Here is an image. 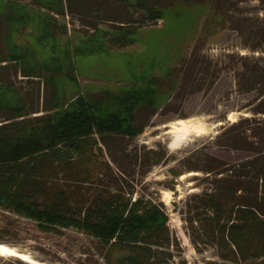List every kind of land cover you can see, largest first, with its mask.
<instances>
[{
  "label": "trees",
  "instance_id": "16d2710c",
  "mask_svg": "<svg viewBox=\"0 0 264 264\" xmlns=\"http://www.w3.org/2000/svg\"><path fill=\"white\" fill-rule=\"evenodd\" d=\"M2 1H24L63 18L70 15L86 25L89 37L99 32L101 24H110L113 32L105 33V42L99 41L89 52L130 47L140 29L163 18L164 9L206 2ZM259 1L264 5V0ZM212 3L219 5L218 0ZM244 17H236L243 46L264 55V15ZM21 19L12 5L0 6V89H13L20 95L16 105L0 107V211L33 222L37 229L56 238L74 237L70 244L79 250L76 264L86 263V254L90 264H188L169 227L164 203L158 197L123 190L120 184L128 185L126 178L132 174L125 168V179L113 176L111 165L100 158V142L110 145L113 136L135 138L141 134L146 124L143 113L150 117L158 110L155 96L180 87L190 90L210 82L213 85L217 76L211 70L212 63L194 54L184 58L167 77L151 78V95H82L63 108L55 81L59 71L43 65L27 66L10 46L14 26ZM67 32L66 24L60 25L57 17L47 14L45 38ZM232 57L238 90L256 92L259 102L253 114L264 115V56ZM20 76L36 85L34 93L18 88ZM104 99H115L120 109L102 115ZM254 116L240 118L216 138L223 139L217 146L244 151L242 160L227 162L210 154L208 146L198 147L186 157L197 156L199 165L186 170L201 172L204 181L200 191L187 196L179 210L195 249L212 252L213 256L200 264H264V125ZM138 161L136 154L134 163ZM107 175L119 189L109 186ZM8 218L0 226V244L20 239L24 233L17 219ZM86 237L94 244L87 251ZM59 250L66 253L69 249ZM0 264L30 263L0 255Z\"/></svg>",
  "mask_w": 264,
  "mask_h": 264
},
{
  "label": "rangeland",
  "instance_id": "374dc122",
  "mask_svg": "<svg viewBox=\"0 0 264 264\" xmlns=\"http://www.w3.org/2000/svg\"><path fill=\"white\" fill-rule=\"evenodd\" d=\"M213 1L164 9L160 21L143 27L135 34L132 46L96 52H89V49L97 47L99 41L105 42L104 34L113 32L110 24H101L99 32L90 31L94 37H89L86 25L70 15L63 18L45 7H34L24 1L0 2L2 8L12 5L22 18L14 26L10 39L14 52L23 57L22 63L59 71L55 81L63 108L82 95L88 98H101L105 93L148 95L154 88L151 78L167 77L184 58L194 54L195 58L208 59L212 63L211 70L217 76L213 85L210 82L203 88L190 90L180 87L175 92L155 96L158 110L150 117H147L149 113H143L146 124L141 134L135 138L113 136L109 139L110 145L100 142L103 148L100 158L111 165L112 175L124 178L125 168L132 174L126 178L128 185L120 184L123 190L147 198L158 197L164 203L169 227L177 237L182 256L188 264H200L213 255L211 251L199 253L195 249L179 213L187 196L199 192L200 185H204L201 172L186 170L199 165L197 156L189 160L186 157L202 146H208L210 154L227 162H236L246 156L242 150L217 146L216 143L223 139L216 141V138L240 118L253 117L254 109L258 108L256 92L241 93L238 90L232 56H264L262 52H253L243 46L242 33L236 24L239 16L263 17L264 5L259 0H218L219 5L215 6ZM47 14L57 17L60 25L66 24L67 34L45 38ZM21 79L20 76L17 80L18 88L29 93L36 91L35 84ZM19 98L13 89H0V107L14 106ZM102 105V115L120 109L115 99H104ZM254 117L261 121V126L264 125V115ZM178 120H190L202 129L188 133L179 147L171 148V134L166 132L169 125ZM124 154L130 156L124 157ZM136 154L139 161L134 163ZM108 177L110 175L105 181L110 183L109 186L119 189L116 181L112 182ZM7 217L9 221L17 219L24 233L22 238L5 245L40 264H50L47 261L50 259L52 264H76L79 250L70 244L74 237L56 238L37 229L33 222L1 211L0 226ZM85 243L86 251L94 245L87 237ZM65 246L69 250L62 253L59 249ZM83 264H90L87 254Z\"/></svg>",
  "mask_w": 264,
  "mask_h": 264
},
{
  "label": "bare ground",
  "instance_id": "6f19581e",
  "mask_svg": "<svg viewBox=\"0 0 264 264\" xmlns=\"http://www.w3.org/2000/svg\"><path fill=\"white\" fill-rule=\"evenodd\" d=\"M202 127L196 125L190 120H178L169 125V130L166 132L167 134H171L170 147L176 148L184 141L186 135L192 131L201 130ZM187 140V139H186ZM19 252V251H18ZM16 250L5 245L0 244V255H8V256H16L30 264H40L33 259H31L28 255L23 252L19 255Z\"/></svg>",
  "mask_w": 264,
  "mask_h": 264
},
{
  "label": "water",
  "instance_id": "95a60500",
  "mask_svg": "<svg viewBox=\"0 0 264 264\" xmlns=\"http://www.w3.org/2000/svg\"><path fill=\"white\" fill-rule=\"evenodd\" d=\"M17 254H19V255H20L21 253H20V252H17ZM17 254H16V255H17ZM17 256H18V255H17Z\"/></svg>",
  "mask_w": 264,
  "mask_h": 264
}]
</instances>
